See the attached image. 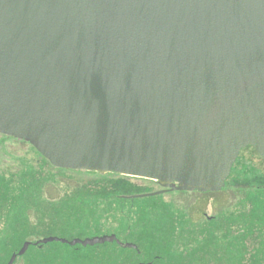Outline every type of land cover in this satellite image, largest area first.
Returning <instances> with one entry per match:
<instances>
[{"label":"water","instance_id":"1","mask_svg":"<svg viewBox=\"0 0 264 264\" xmlns=\"http://www.w3.org/2000/svg\"><path fill=\"white\" fill-rule=\"evenodd\" d=\"M0 134L161 188L123 199L221 192L264 160V0H0Z\"/></svg>","mask_w":264,"mask_h":264},{"label":"trees","instance_id":"2","mask_svg":"<svg viewBox=\"0 0 264 264\" xmlns=\"http://www.w3.org/2000/svg\"><path fill=\"white\" fill-rule=\"evenodd\" d=\"M19 145L24 147L23 155L10 151L9 147ZM250 151L259 156L252 147L242 150L221 192L191 194L201 199L233 194L238 203L218 206L223 202L212 199V215L202 206H174L175 212L168 214L170 222L142 234L157 246V256L143 263L264 264V172L241 158ZM75 176L88 179L80 183ZM66 180L77 185H66ZM131 180L55 168L30 144L0 134V254L15 252L25 241L55 236L56 221L64 211L61 206H87L91 200L111 206V201L129 200L122 196L150 191Z\"/></svg>","mask_w":264,"mask_h":264},{"label":"rangeland","instance_id":"3","mask_svg":"<svg viewBox=\"0 0 264 264\" xmlns=\"http://www.w3.org/2000/svg\"><path fill=\"white\" fill-rule=\"evenodd\" d=\"M11 146V145H10ZM23 146L19 145L18 147H9L10 151L13 150L18 155H23ZM241 158H246L249 161L258 167L261 171L264 172V162L261 157L257 154L250 152H244ZM236 174H233L235 177ZM77 181L80 183L86 182L88 177L84 178L83 176H75ZM131 182L137 186L143 188H149L150 191H144L140 194H150L158 192L161 188L158 185L149 183L152 181L135 179ZM66 185L76 186L75 181L66 180L63 182ZM63 188V185L61 186ZM181 192H169L165 195H160L156 197L148 198H138V199H129L123 201H111V206L103 203H96L95 200H91L86 205H77V206H61L64 210L57 220V229L54 233L55 237L63 239H71L75 237H101L107 234H111L115 229H122L120 232L123 235V230L133 226L137 231H140L141 234L145 235L151 232L153 227H162L170 222L172 219L169 218L168 214L172 211L175 212L174 206H202L203 210L208 214L212 215L214 213L213 201L216 200L223 202L219 203L218 206H229L235 205L239 201L233 194H222L219 197H204L201 199V196L191 195L190 194H179ZM135 194V195H140ZM133 196V195H131ZM206 199V200H205ZM227 200V201H226ZM207 201V202H206ZM210 201V203H208ZM224 202H228L224 204ZM206 206H209L208 208ZM171 219V220H170ZM132 228L131 233L135 234V228ZM52 237V236H51ZM49 248H57L61 250H66L65 252H70V247L62 243H50L47 244L43 250L47 251ZM68 248V250H67ZM39 251L35 247H31L29 250L31 252Z\"/></svg>","mask_w":264,"mask_h":264},{"label":"flooded vegetation","instance_id":"4","mask_svg":"<svg viewBox=\"0 0 264 264\" xmlns=\"http://www.w3.org/2000/svg\"><path fill=\"white\" fill-rule=\"evenodd\" d=\"M132 228L133 226L127 228V231L123 230V235L120 232L122 229H120V231L119 229H115L111 234L104 235L116 236L119 243L113 241L87 247L82 245L70 246L69 244H64L72 248L70 249V252L65 253L63 252L66 250L57 248H49L47 251H44L43 249L47 247V244L36 245L39 241L47 237L37 241H25L24 243H31L29 249L23 256H17L13 264H151L150 262L143 263L142 260L152 258L155 254L157 256V246L155 245V242L151 237L143 236L135 227V234L133 235L131 233ZM88 238L89 237H75L66 240L69 242L74 239H80L83 241ZM2 239H5V236L2 237ZM128 244H130L131 247L125 248L124 246ZM23 245L11 254H0V264H8L13 255H18ZM31 247H35L39 251L31 252L33 254H30L29 250Z\"/></svg>","mask_w":264,"mask_h":264}]
</instances>
